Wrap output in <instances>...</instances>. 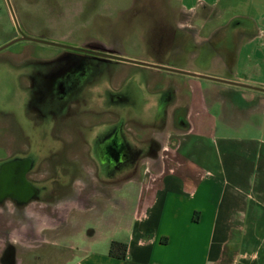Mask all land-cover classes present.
Wrapping results in <instances>:
<instances>
[{
	"label": "rangeland",
	"instance_id": "rangeland-1",
	"mask_svg": "<svg viewBox=\"0 0 264 264\" xmlns=\"http://www.w3.org/2000/svg\"><path fill=\"white\" fill-rule=\"evenodd\" d=\"M187 17L182 0H0V47L27 35L171 69L28 39L0 50V168L12 158L10 154L30 150L39 166L36 170L50 182L47 197L62 196L49 205L52 214L49 208L30 209L37 218L31 235L27 234L30 220L27 224L16 218L19 223L7 227L15 219L13 207H6L10 202H0V249L4 248L0 263L6 255L11 257L6 249L10 245L19 264H44L59 248L78 255L81 250L76 247L88 243L84 237L90 234L87 215L123 213L135 207L139 187L127 180L152 174L171 151L169 107L166 105L164 119L159 113L166 102L164 94L181 95L179 116L183 117L186 89L182 94L181 89L186 75L180 71L213 68L219 61V49L212 38L228 32L221 29L216 33L209 25L202 32L207 40L195 43L191 40L193 28L182 27L188 23ZM72 69L79 80L70 91ZM120 116L127 149L134 152L140 147V157L135 166L136 157L132 166L117 170L111 163L104 171L98 168L95 140L102 130L113 133ZM49 165L55 168L50 171ZM77 166L83 168L72 193L69 182L77 174ZM70 195L73 198H66ZM74 205L80 207L72 211L79 216L71 227L73 240L65 238L59 243L49 238L34 253H25L24 246L38 243V228L48 222L45 217L59 222ZM62 224L65 230L70 228L66 222Z\"/></svg>",
	"mask_w": 264,
	"mask_h": 264
},
{
	"label": "crops",
	"instance_id": "crops-1",
	"mask_svg": "<svg viewBox=\"0 0 264 264\" xmlns=\"http://www.w3.org/2000/svg\"><path fill=\"white\" fill-rule=\"evenodd\" d=\"M182 10L195 43L207 40L209 25L228 32L212 38L219 49L213 68L181 72L183 117L181 95L169 94L167 159L127 180L139 187L131 211L87 215L90 234L86 247H76L79 256L59 248L44 264H264V0H182ZM77 207L60 223L45 217L38 241L73 240ZM114 240L127 244L124 258L110 255Z\"/></svg>",
	"mask_w": 264,
	"mask_h": 264
},
{
	"label": "flooded vegetation",
	"instance_id": "flooded-vegetation-1",
	"mask_svg": "<svg viewBox=\"0 0 264 264\" xmlns=\"http://www.w3.org/2000/svg\"><path fill=\"white\" fill-rule=\"evenodd\" d=\"M79 48L80 49H76V50L87 51V53H95L102 57H108L111 59L121 60L125 62V60L115 57L117 55L97 52L81 47ZM152 68H156V67H152ZM75 70L76 69L71 70L72 78L70 79V83L68 86V89H70V91L74 87H77L76 84L78 83L79 80V75L75 74ZM63 90L64 89L60 91L62 92ZM117 97L120 98V96ZM164 98L166 99V102L164 105L161 106V109L159 110V113L160 114L162 113V117H163L162 119L168 116L166 105L169 97L167 93L164 95ZM106 109L109 110L110 108L106 107ZM122 118L123 117L120 116L121 120L119 119L120 121L118 123V126L114 128L113 133L110 132L105 133V130H102L101 134H98L96 137L95 141L97 146L95 147L94 152H96L98 156V161L100 163L98 164V168L101 167L104 171L105 170L108 171L109 170L108 167L110 168L111 166L113 168H116L117 170H120L122 167H127L129 164L130 166H132L134 158L136 157L135 159L136 162H134L133 165L135 166V164L138 162V158L140 157L139 156L141 152L140 147H138L137 150H134V152L129 151V149H127L129 144L126 142L125 135L123 134L122 131L123 127L121 125L124 124V118L123 119ZM105 124H107L108 126L110 123L109 124L105 123ZM105 126L106 125H104V127ZM46 153L47 152H44L45 155ZM55 154L56 153H54L53 156H56ZM31 155L32 154L30 150H26V152L24 151V153H22L21 155H19L18 153L14 155L12 153L10 154L12 158L4 161L1 164V168H0V202L2 203L10 202V204L6 205V207L7 208L9 206L13 207V215L15 217V219L11 221V223L7 222V227L11 228L10 224L16 225L17 223H19L18 219L22 221H26V223L30 220L32 226L27 223L29 227L27 230V234H30V231L32 230L35 232V227H33V221L37 219L35 216L36 214L31 213L30 209L36 206L35 209L37 211L47 210L49 208V205L56 203L58 199L62 198L61 194H57L59 195L57 196L55 195L54 191H53L54 193L53 195H51L49 198L47 197L51 192L49 191L47 186L49 181L46 180V178H44L45 176L39 174L38 170H36L39 166H35L34 161L31 159ZM51 168H55V166L49 165L50 171L52 170ZM82 168L83 166H77L76 168L77 174L74 172L75 174L72 175L70 179L69 187L72 188V193L74 192L73 185L76 179L79 178L78 172ZM56 172L54 171V174H56ZM49 174H51L52 177V173L49 172ZM93 174H95V171L93 172ZM54 186H56V191H57L58 185L56 182L54 183ZM66 198H73V196ZM49 213L52 214L50 208H49ZM37 242L40 243V241L38 240ZM6 249L10 255L14 251V247H12V245L8 246V248ZM3 258H6L9 262L14 261L12 255L11 257L6 255Z\"/></svg>",
	"mask_w": 264,
	"mask_h": 264
},
{
	"label": "water",
	"instance_id": "water-1",
	"mask_svg": "<svg viewBox=\"0 0 264 264\" xmlns=\"http://www.w3.org/2000/svg\"><path fill=\"white\" fill-rule=\"evenodd\" d=\"M21 39H28V40H33V41H38V42H44V43H47V44H51V45H57V46H61V47H65V48H69V49H80L79 47H76V46H71V45H66V44H62V43H59V42H54V41H45V40H42V39H38V38H33V37H29L27 35H22L21 37H18L10 42H8L7 44H5L4 46L0 47V50L6 46H9L11 45L12 43L18 41V40H21ZM119 59H122V60H125V61H130V62H134V63H137V64H142V65H147V66H152V67H158V68H163V69H168V70H171L169 68H165V67H159L157 65H154V64H150V63H147V62H143V61H136V60H128L126 58H123V57H120V56H115ZM179 71V70H178ZM182 72V71H180Z\"/></svg>",
	"mask_w": 264,
	"mask_h": 264
},
{
	"label": "trees",
	"instance_id": "trees-1",
	"mask_svg": "<svg viewBox=\"0 0 264 264\" xmlns=\"http://www.w3.org/2000/svg\"><path fill=\"white\" fill-rule=\"evenodd\" d=\"M127 254V244L121 241L114 240L110 246V255L124 258Z\"/></svg>",
	"mask_w": 264,
	"mask_h": 264
},
{
	"label": "bare ground",
	"instance_id": "bare-ground-1",
	"mask_svg": "<svg viewBox=\"0 0 264 264\" xmlns=\"http://www.w3.org/2000/svg\"><path fill=\"white\" fill-rule=\"evenodd\" d=\"M59 61V60H58ZM109 82V81H108Z\"/></svg>",
	"mask_w": 264,
	"mask_h": 264
}]
</instances>
